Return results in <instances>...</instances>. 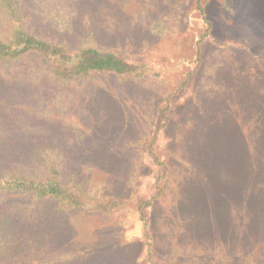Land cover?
<instances>
[{
	"label": "rangeland",
	"instance_id": "rangeland-1",
	"mask_svg": "<svg viewBox=\"0 0 264 264\" xmlns=\"http://www.w3.org/2000/svg\"><path fill=\"white\" fill-rule=\"evenodd\" d=\"M189 4L22 0L25 25L40 38L70 50L93 39L124 58L164 66L168 74L191 50L195 31L184 17ZM209 16L216 39L229 43L230 52L216 46L204 52L195 97L178 108L168 128L183 161L177 168L181 190L153 212L159 218L175 206L179 217L161 219L162 230L176 229L180 247L239 239L227 226L237 208L259 209L251 233L264 229V81L241 64L248 49L264 54V0H227L225 8L217 1ZM166 87L110 75L60 83L34 55L0 64V174L40 172L38 158L49 153L59 157L65 181L125 197L135 172L130 145L146 134ZM119 231L109 219L62 212L52 201L0 197V264H141L139 245L121 243ZM64 255L71 259L58 260Z\"/></svg>",
	"mask_w": 264,
	"mask_h": 264
},
{
	"label": "trees",
	"instance_id": "trees-1",
	"mask_svg": "<svg viewBox=\"0 0 264 264\" xmlns=\"http://www.w3.org/2000/svg\"><path fill=\"white\" fill-rule=\"evenodd\" d=\"M189 1L184 17L195 35L189 55L180 59L174 67L175 72L172 71L179 73L176 76L172 72L168 74L170 71L164 66L156 67L138 58H124L99 46L93 39L70 50L40 38L25 25L22 0H0V64L34 55L43 63L46 75L60 83L110 75L118 82L151 79L159 86H167L146 122V134L130 145L135 154V172L131 189L125 197H117L103 189L88 190L75 180L65 181L60 172L59 157H52L49 153L38 158L42 167L40 172L14 170L0 174V197L19 194L30 198L33 203L52 201L62 212L83 211L109 219L120 227L121 243L139 245L141 264H264V229L251 233L261 212L255 207L251 213L246 212L245 207L237 208L238 216H231L233 224L223 221L243 240L212 239L196 247L177 246V235L174 234L177 230H162L161 219L179 217L175 206L170 207L173 211L168 214L159 218L153 216L155 204H164L181 190L178 188L177 168L183 161L180 150L171 145L169 125L178 116V108L195 97V83L206 48L216 46L225 53L230 52L229 43L216 39L209 16V9L215 2L225 8L227 0ZM241 60L250 76L264 81V54H255L248 49ZM243 193L239 194L240 206L244 203ZM177 229L185 232L182 227ZM162 235H167L165 244ZM70 259L69 255L58 257L61 261Z\"/></svg>",
	"mask_w": 264,
	"mask_h": 264
}]
</instances>
